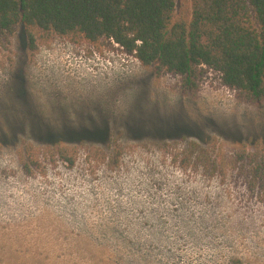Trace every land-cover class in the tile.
Returning a JSON list of instances; mask_svg holds the SVG:
<instances>
[{"label":"rangeland","instance_id":"374dc122","mask_svg":"<svg viewBox=\"0 0 264 264\" xmlns=\"http://www.w3.org/2000/svg\"><path fill=\"white\" fill-rule=\"evenodd\" d=\"M34 47L0 38V264H264V189L231 163H262L264 102L206 67L186 93L108 41Z\"/></svg>","mask_w":264,"mask_h":264},{"label":"trees","instance_id":"16d2710c","mask_svg":"<svg viewBox=\"0 0 264 264\" xmlns=\"http://www.w3.org/2000/svg\"><path fill=\"white\" fill-rule=\"evenodd\" d=\"M189 2L177 13L176 0H0V38L8 41L23 27L31 50L38 39L53 36L71 44L108 41L142 67L156 66L158 71L180 77L186 93L196 89L198 69L206 67L220 76L225 87L237 92L242 102L261 105L264 0ZM30 150L24 157L27 169L38 163V155ZM190 152L187 161L196 154ZM44 156L68 167L75 163L69 149L58 143L46 148ZM197 157L205 163L208 160L200 152ZM259 158L234 154L231 163L248 185L263 190L264 159L261 163Z\"/></svg>","mask_w":264,"mask_h":264}]
</instances>
